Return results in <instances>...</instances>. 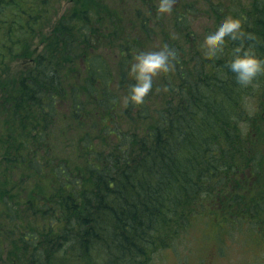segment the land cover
<instances>
[{"label":"trees","instance_id":"trees-1","mask_svg":"<svg viewBox=\"0 0 264 264\" xmlns=\"http://www.w3.org/2000/svg\"><path fill=\"white\" fill-rule=\"evenodd\" d=\"M102 1L0 0V71L23 65L0 103V151L13 165L0 163V220L13 218L0 222V260L152 264L196 227L220 243L264 240V75L243 87L228 67L241 43L264 59V0H175L168 27L160 0H115L121 12ZM228 17L253 38H226L205 58ZM125 32L175 50L164 107L153 83L143 105L125 106L144 44ZM57 119L81 151L68 166L48 141Z\"/></svg>","mask_w":264,"mask_h":264},{"label":"rangeland","instance_id":"rangeland-1","mask_svg":"<svg viewBox=\"0 0 264 264\" xmlns=\"http://www.w3.org/2000/svg\"><path fill=\"white\" fill-rule=\"evenodd\" d=\"M102 4L105 9L109 11H118L113 7L117 6L120 8L118 3L115 0H103ZM67 7V6H64ZM65 8H63L59 14V16L55 19V22L59 19V17L63 14ZM121 12V11H118ZM159 18L162 22L166 23V27L170 24L166 17H163L159 14ZM199 19V17H195ZM123 22L126 24L129 23L128 20L124 19ZM197 24V23H195ZM130 31V30H129ZM131 35H130V34ZM133 32H125V37L132 36L134 39L138 40L140 38L143 41V48H141L140 44V52H151V51H160V38H148L146 32H140L138 35H132ZM135 36V37H134ZM138 37V38H137ZM156 39V40H155ZM110 45V40L105 42ZM112 45V44H111ZM39 45L35 46V49ZM98 50L101 49V42H98L94 45ZM138 47V46H137ZM41 50H37V53ZM20 61L18 59H12L7 65L6 68L0 71V103L1 99L4 95V91L2 89H8L12 86V78L15 77L18 71L23 69V65L19 67ZM173 70V69H172ZM172 70L168 73H162L158 77L153 79V85L156 92L162 94V98H160V104L162 107L165 104L163 98L168 95V88L164 83V78L166 76L173 77L171 75ZM16 74V75H15ZM115 87V84H114ZM165 89H167L165 91ZM2 113V111H1ZM1 116V114H0ZM2 119H0L1 122ZM67 123L62 122L61 120H55L52 124L50 131L53 133L48 137V141L51 145H55V153L56 164L58 166L64 165L68 166L73 163V161L80 159L81 151L78 146V141L75 138V132H69L67 134L68 129L66 128ZM5 129L3 125L0 123V139H2ZM260 132L263 133L264 137V120L261 123ZM74 137V138H73ZM263 146H264V138H263ZM2 147V142L0 140V149ZM6 153L0 151V163L2 166L9 165L12 167L13 165L8 164V160H6ZM13 180L17 179L15 175L11 177ZM3 178L0 177V184L2 183ZM30 188L39 189L35 185H31ZM1 202V201H0ZM2 203V202H1ZM16 203V201H15ZM14 207V206H13ZM15 208V207H14ZM1 209V205H0ZM19 211V210H16ZM13 218H9L6 214L2 215L0 222H6L10 224V221ZM9 225L7 227H11ZM208 231V232H207ZM202 230L200 227H196L193 232L188 236V238L182 243V245H178L176 249V253L174 250H166L163 253H159L155 258L152 264H261L264 263V240L259 237L253 235V237H249L248 239H244L241 236H228L223 235V242H219V238L214 235L213 230ZM207 232V234H206ZM7 251L0 260V264H10V261L6 257Z\"/></svg>","mask_w":264,"mask_h":264},{"label":"clouds","instance_id":"clouds-1","mask_svg":"<svg viewBox=\"0 0 264 264\" xmlns=\"http://www.w3.org/2000/svg\"><path fill=\"white\" fill-rule=\"evenodd\" d=\"M174 3L175 0H160L157 8L158 14H171ZM242 26L240 19L226 18L214 34L205 38L203 45L205 58L214 59L222 54L226 38L242 42L245 39H252V34L249 33L246 36L242 31ZM175 58V50L170 49L167 45L160 51L137 54L130 72L136 83L130 86L129 95L124 98L125 106H128L129 103L143 105L152 90L153 79L162 73L170 72L175 67L172 63ZM228 67L236 74L237 83L243 87L252 85L258 76L264 75V59L258 58L254 49L251 46L246 48L243 43L234 49V58Z\"/></svg>","mask_w":264,"mask_h":264}]
</instances>
